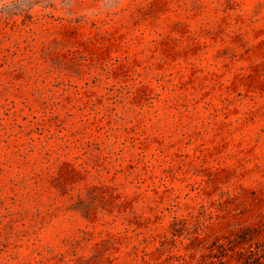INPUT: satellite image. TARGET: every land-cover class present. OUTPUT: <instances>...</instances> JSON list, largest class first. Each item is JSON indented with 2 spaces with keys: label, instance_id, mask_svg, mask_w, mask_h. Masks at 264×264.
Returning <instances> with one entry per match:
<instances>
[{
  "label": "rangeland",
  "instance_id": "1",
  "mask_svg": "<svg viewBox=\"0 0 264 264\" xmlns=\"http://www.w3.org/2000/svg\"><path fill=\"white\" fill-rule=\"evenodd\" d=\"M0 264H264V0H0Z\"/></svg>",
  "mask_w": 264,
  "mask_h": 264
}]
</instances>
